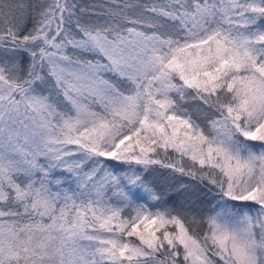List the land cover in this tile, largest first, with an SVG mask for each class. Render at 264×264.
I'll use <instances>...</instances> for the list:
<instances>
[{"label": "snow or ice", "instance_id": "1", "mask_svg": "<svg viewBox=\"0 0 264 264\" xmlns=\"http://www.w3.org/2000/svg\"><path fill=\"white\" fill-rule=\"evenodd\" d=\"M0 264H264V0H0Z\"/></svg>", "mask_w": 264, "mask_h": 264}, {"label": "trees", "instance_id": "2", "mask_svg": "<svg viewBox=\"0 0 264 264\" xmlns=\"http://www.w3.org/2000/svg\"><path fill=\"white\" fill-rule=\"evenodd\" d=\"M78 2L83 5H91V4L100 2V0H78Z\"/></svg>", "mask_w": 264, "mask_h": 264}]
</instances>
